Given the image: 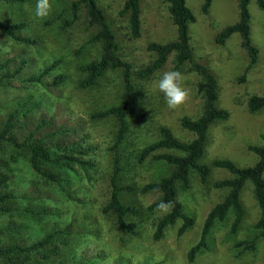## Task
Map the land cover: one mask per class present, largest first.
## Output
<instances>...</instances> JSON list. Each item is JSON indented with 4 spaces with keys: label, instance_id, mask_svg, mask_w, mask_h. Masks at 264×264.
<instances>
[{
    "label": "rangeland",
    "instance_id": "rangeland-1",
    "mask_svg": "<svg viewBox=\"0 0 264 264\" xmlns=\"http://www.w3.org/2000/svg\"><path fill=\"white\" fill-rule=\"evenodd\" d=\"M75 0H23L4 3L0 0V22H24L19 32L22 37L34 39L31 46L13 42L0 32V64L10 75L20 66L14 77L4 78L0 71V127L9 113L14 112L12 134L22 140L29 132L47 146L64 144L86 149L82 159L89 160L91 169L74 166L70 171H59L63 181L59 186L46 183L30 171L24 151L15 153L8 144L0 146V174L9 177L0 194H12L0 212V247L11 244L29 245L46 233L66 229L58 234L51 245L58 244L56 257L41 259L36 253L29 255L25 264H264V241L253 228L259 210L252 197L251 185L245 183L239 195L243 216L235 233L230 234L232 212L210 228L207 250L199 251L189 263L185 254L199 237L201 226L210 209L225 196V189H216L214 182L229 179L231 175L220 169H210L206 183L190 173L186 188L176 186V197L184 213L193 218L192 227L181 236L176 235L180 221L164 229L162 237L154 241L151 234L155 221L164 209L147 210L159 195L155 192L140 194V186L156 182L169 173L170 167L147 157L137 163L141 148L157 139L156 129L165 126L182 142L193 135L180 129L178 120L195 118L201 99L196 92L198 78L185 67L174 69L172 55L163 66L148 78L138 80L134 73L153 59L145 50L149 42L164 43L175 37L174 27L167 15L165 0H141L140 36L132 39L127 30L125 16H120L124 0H95L103 11L117 46V56L130 66L132 81L137 86L135 114L127 118L126 137L119 150L121 172L119 185H128L134 192L120 194L125 205L135 206L137 217L126 216L127 223L136 225V235L121 231L112 212L103 214L102 207L109 198V176L112 152L109 148L115 134L112 118L90 119V114L118 103L122 93L119 70H107L94 86H77L84 75L78 67L99 57L98 43L88 40L95 28L87 25L84 9L78 8L75 21L65 29L61 22L70 19L69 4ZM236 0H212L205 14L202 0H186L195 16L189 25V44L193 59L202 63L217 81V108L228 112L225 121L214 122L207 130L200 163L209 165L214 159H227L237 166H250L256 157L248 146H262L264 135V109L248 113L246 100L250 95L264 94V10H258L249 0L250 38L257 49V60L239 81L247 65V58L239 47L236 35L220 46L212 43L213 35L236 20ZM59 18L56 19V16ZM81 52L75 55L79 49ZM57 66L31 82L42 69L52 62ZM57 74L64 81L51 85ZM174 153L161 149L155 154ZM14 162L9 161V155ZM264 179V173H263ZM50 210V215L37 214ZM65 244L61 246V242ZM252 241L253 250L236 247L238 242ZM18 262L0 258V264Z\"/></svg>",
    "mask_w": 264,
    "mask_h": 264
},
{
    "label": "trees",
    "instance_id": "trees-1",
    "mask_svg": "<svg viewBox=\"0 0 264 264\" xmlns=\"http://www.w3.org/2000/svg\"><path fill=\"white\" fill-rule=\"evenodd\" d=\"M4 3L22 2L23 0H2ZM212 0H202L201 12L206 13ZM258 10H264V0H253ZM141 0H124L121 10L118 12L120 16L126 17L127 30L132 39L140 36V9ZM167 4V15L174 27L175 37L173 40L157 43L149 42L145 46V50L153 54V59L143 68L134 73V77L142 80L151 76L159 70L165 63L167 57L172 55L173 68L181 69L185 67L186 71L193 73L198 81L195 84L197 94L201 99V105L198 115L195 118L186 116L178 120L180 129L193 135L189 141L182 142L175 138L165 126H159L156 129L157 139L152 143L140 149L136 156V162L141 163L147 157L152 160L161 161L170 167L169 173L161 177L156 182L146 183L136 191L140 194L155 192L159 195L158 199L147 206L148 211L155 209H164V214L154 223V229L151 239L154 241L162 237L165 228L172 226L176 221H180V225L176 230V235L181 236L188 231L193 225V218L184 213L181 204L176 197V186L186 188L190 173H195L201 183H206L210 169H220L231 175V178L214 182L212 186L216 189H225L224 198L215 204L207 213L201 226L197 242L188 248L185 259L191 263L195 255L201 250H207L206 237L216 221H222L228 211L232 212V222L229 227V233L233 234L240 225L243 209L239 201L241 189L245 183L251 185L252 197L259 210V216L253 224V228L257 231V235L264 241V135L260 136L263 142L262 146H248L247 150L252 153L256 160L250 166H237L227 159H214L209 165L200 163L203 156L207 130L214 122L225 121L228 118V112L224 109L217 108V81L211 72L200 62L193 59L189 44V25L195 22V16L186 5V0H165ZM249 0H236V20L230 25H226L213 35L212 43L214 45H223L232 35H236L239 41V47L247 58V65L243 75L238 79L244 80V74L255 64L257 60V49L251 42L250 38V12L248 10ZM82 6L84 9L87 25L95 28L94 34L88 40L90 43H98L100 54L93 61L78 67L84 77L78 81L77 86L81 89L92 87L97 80L107 70H119L122 80V93L116 105L108 107L104 110L90 114V119H104L110 117L115 122V134L113 142L109 148L112 152L111 157V174L109 176V198L102 207L103 214L112 212L115 218L116 226L130 235H136L134 223H127L126 216L137 217L138 209L133 205H125L121 202L119 196L122 193H132L134 188L128 185H119L117 182L118 174L121 172L119 150L122 142L126 137L127 118L136 112L135 102L139 96L137 86L133 83L130 66L127 62L121 60L116 53V43L110 26L105 19L103 11L97 6L95 0H75L69 4L68 11L70 19L61 22V29L70 26L76 19L78 8ZM59 15L56 16V19ZM25 28L24 22H16L4 24L0 22V32L13 42L23 45H33L34 39L22 37L19 32ZM79 48L75 55L81 52ZM58 61L52 62L50 65L42 69L37 76H32L29 81L37 82L40 77L54 69ZM6 62L0 64L2 77H14L20 71V66L14 72L8 75L4 68ZM62 74L53 77L51 85L57 86L64 81ZM264 109V94L250 95L246 100V111L254 113ZM14 112L9 113L0 127V146L8 144L15 153L24 151L28 167L32 174L42 179L46 183L55 184L57 186L63 181L59 171H70L74 166L78 168L91 169L93 167L89 160L82 159L81 156L86 154V149L79 146H71L64 144H56V146H47L38 139L33 138V132H29L22 140H17L12 134V128L15 122ZM172 150L174 153L155 154L157 151ZM9 161L14 162V156L9 155ZM9 177L0 174V187L5 188L8 184ZM12 194L4 192L0 194V212H7L2 203L5 199H11ZM50 210L45 209L37 214H47ZM66 229L54 230L46 233L39 240L25 246L19 244H11L0 247V258L11 260L13 256H18V262L13 264H25L31 253H36L43 260L50 257H56L60 253L58 244L51 245L58 234H64ZM65 244V240L61 242V246ZM236 247H243L244 250H253L252 241L238 242Z\"/></svg>",
    "mask_w": 264,
    "mask_h": 264
}]
</instances>
